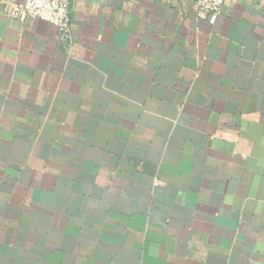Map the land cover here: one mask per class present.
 <instances>
[{
    "label": "crops",
    "instance_id": "0c3cea01",
    "mask_svg": "<svg viewBox=\"0 0 264 264\" xmlns=\"http://www.w3.org/2000/svg\"><path fill=\"white\" fill-rule=\"evenodd\" d=\"M0 0V264H264V0Z\"/></svg>",
    "mask_w": 264,
    "mask_h": 264
},
{
    "label": "built area",
    "instance_id": "2783aa9c",
    "mask_svg": "<svg viewBox=\"0 0 264 264\" xmlns=\"http://www.w3.org/2000/svg\"><path fill=\"white\" fill-rule=\"evenodd\" d=\"M226 0H196L195 11L214 23L222 12ZM5 13L14 19L33 18L55 25L66 35L72 29L71 0H25L24 2L7 1Z\"/></svg>",
    "mask_w": 264,
    "mask_h": 264
}]
</instances>
